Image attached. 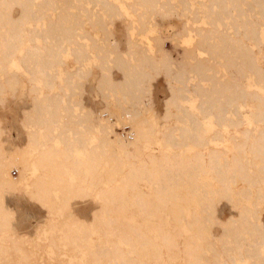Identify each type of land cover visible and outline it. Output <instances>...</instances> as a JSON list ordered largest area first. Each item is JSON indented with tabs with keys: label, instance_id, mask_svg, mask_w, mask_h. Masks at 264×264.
<instances>
[{
	"label": "bare ground",
	"instance_id": "6f19581e",
	"mask_svg": "<svg viewBox=\"0 0 264 264\" xmlns=\"http://www.w3.org/2000/svg\"><path fill=\"white\" fill-rule=\"evenodd\" d=\"M45 1L47 0L39 2L0 0V73L4 76V79L0 81V103H3L8 90L14 91L21 83V76L26 78L29 84V89L26 88V90L28 89L32 95V105L25 111L27 116L22 118L21 123L22 126L36 128V130L31 129L32 131L25 132L23 145L7 151L2 139L4 129L0 121V264H30L34 258L30 261L31 251L29 253L25 246H30L32 241L42 239L52 249L61 244L68 248L70 246L69 250L72 248L74 252L73 256L71 255V261L77 264H170L174 256L173 248L180 244L177 237L182 232L188 234V239L183 243L185 247L183 251L191 256L187 259L188 264H201L202 259L204 264H264V67L261 63L264 56L262 59L260 57V54L264 55V0H191L197 7L191 8L188 13H182L181 11L184 10L181 7V13L178 12L177 16L182 20V24L171 36H181L187 31H194L192 20L194 21L195 16L204 14L206 8L208 9L206 16L213 20L212 9L214 7L218 9L221 3L228 5L236 2L240 6V15L245 19L239 47L241 60L238 63L232 56L227 57L228 66H234L233 69L236 70L234 73L237 77H234L235 79L230 77L235 84L229 85L227 82V84L222 82L226 84L225 86L231 87L225 94L219 89L218 84H216L218 89L209 91L207 94L201 86L197 85L199 89L191 86L197 92L195 91L194 94V89L192 92L188 90L190 95L193 94L196 98L207 95V99L205 98L200 105H193L196 118L191 117L190 114L188 116L193 120L186 119L189 122L192 120L186 130L187 138L182 133L172 134L171 130L164 132L163 137L159 138L158 130H148L146 125L148 121L143 116V110L150 112L153 107L152 97L148 96L145 98L144 106L138 111L132 110L133 116L127 118L132 128V139H126L117 134L114 130L115 124L111 120L102 125L101 134L89 135L78 131L75 132L76 136L67 135L64 139L52 136L53 130L62 127L60 111L63 108L64 99L51 94L50 91L57 88V80L62 75L61 51L69 48L68 40L77 35L78 29L80 32L82 24L80 22L78 23L80 25L76 26L77 23H74L80 28L76 30L73 25L75 29L72 28V31L70 27H66L64 20L65 24L61 23V26L57 23L61 20H55L57 24L51 21V24L48 22L45 28L46 3L53 4L54 0L53 2L48 0L46 3ZM101 1L106 5L105 1ZM140 2L144 3L140 5L143 8L148 7L150 12L157 10L158 14L161 8L166 10L164 8L166 2L162 0H144V2L140 0ZM188 4L187 7L190 6ZM108 5H106L107 8L113 7V4ZM180 5H176V8L180 9ZM15 7H20V11L13 16L12 11ZM112 9L105 10L117 13L116 8ZM166 12L163 13L164 18L169 15ZM92 18L93 16L91 20ZM101 19L103 20V17ZM216 21L219 19L215 18ZM140 22H138L142 24L140 28L143 29L147 21L143 22L144 24ZM135 28L131 27L129 31L133 33L137 30ZM210 30L205 39L207 42L211 39L215 40L214 43L207 45L211 48L212 54L215 56L227 54L226 50L233 46L231 38L228 34L225 37L216 35V32H219L218 29ZM140 31L137 30L143 36H149L152 32L149 28L143 29V33ZM156 32L157 38L149 37V41L157 39L159 43L160 54H156L155 58L147 54L145 48L136 47L137 43L133 41L134 38L132 40V36L127 39L129 40L126 42L128 49L122 53L125 57L128 56L129 59L126 58L128 60L126 62L129 68L132 67V72L136 70L135 68H139L133 73L135 79L142 78L138 80V83L133 79L135 83L131 82L130 76L131 81H128L133 83V86H137L140 81L143 85L144 79L151 81L152 70L156 71L157 75L159 71L162 72V69L165 73L168 71L164 69L168 62L165 63V61L169 57L168 55L165 57L164 44L165 39L170 35L162 36L159 29ZM132 33L130 35H133ZM45 36L55 39L56 42H51L50 47L46 48ZM66 42H69L68 45ZM115 43L117 44L118 41ZM80 46L84 45L80 44ZM116 46L114 49L118 48ZM120 54L119 52L117 55ZM135 55L139 57L136 58ZM157 55L160 57L158 58ZM215 56L211 57L215 58ZM162 57H165V61ZM122 62V65L126 64L125 60ZM206 64L203 66L200 63H193L190 70L204 74L214 67V65L209 67ZM118 66L119 64L117 68ZM125 66L123 68L130 71ZM12 70L15 73H11ZM179 70L176 75L181 78L184 69L179 68ZM126 78L129 79V74ZM68 80L67 78V82ZM124 82H122L123 85H126L127 81ZM170 87L172 90V86ZM180 91L177 88L166 99V105L169 107L177 105L178 110L181 111V106L177 103L179 98L182 99L179 95ZM243 107L247 108L246 115L240 111ZM186 112L182 115L185 116ZM232 113L240 116L239 121H232L231 116H228ZM84 119L81 118L80 123H83ZM117 122L120 121L117 119ZM233 126L236 128L235 134L231 133ZM93 127L99 128V125L94 124ZM65 129L67 133L69 128L65 127ZM175 129L174 132L179 130L175 131ZM150 141L160 146V154L146 152L144 143L150 144ZM185 141L202 149L195 153L190 152L185 158H181L183 156L181 153L170 154L171 149H180L183 146L181 143ZM232 144L234 146H229ZM235 146L240 155L231 159L229 151ZM232 162L234 169L231 168ZM13 167L18 169L17 178L10 175ZM243 179L245 181L243 185L247 184V188H244L242 184L238 185V182ZM14 192L25 193L29 199L45 208L48 215L60 213L69 218L64 222L56 221V218H47L43 222V227L41 226L42 230H37L36 237L30 242L29 237L27 240L25 236L22 237L17 233L13 223L14 214L6 204V195ZM89 196L101 202V205L98 212H93L92 219L81 221L71 211L72 200ZM222 200H227L230 204L232 202V208L238 213L231 214L224 220L219 219L216 216V209ZM125 213L129 214L125 215ZM213 224L222 227V233L219 236L212 233L210 227ZM142 225L145 228H142ZM190 231L194 234L189 235ZM200 240L208 246L205 254L195 247ZM217 244L218 247H215ZM48 246L45 247L48 248ZM61 250L58 247V253H61ZM12 256H16L17 260L9 259ZM143 257H147L146 260L142 259ZM32 263L34 264V260Z\"/></svg>",
	"mask_w": 264,
	"mask_h": 264
},
{
	"label": "rangeland",
	"instance_id": "374dc122",
	"mask_svg": "<svg viewBox=\"0 0 264 264\" xmlns=\"http://www.w3.org/2000/svg\"><path fill=\"white\" fill-rule=\"evenodd\" d=\"M35 1L39 2L41 0H35ZM47 1H45V3ZM51 1L53 2V0H51ZM103 1L106 2L105 3L106 5H108L109 3L113 4L112 8H114L116 6L115 8L117 10V13L120 12L122 16L120 15V13L117 14L116 12H113V11L112 12L106 11L105 9L110 10L112 8L108 7L109 8L108 9L106 5L101 3L102 2L101 0H96L95 2H94V0H54L53 4H50L49 2H47L49 4V6H47L48 4L46 3V7H45V16L46 17L44 20L45 21V28L48 26L47 25L48 22H49V24H51L50 22L53 21V24H54L55 20H61L62 21V22L60 21V23H59V21L57 22L59 25L61 23L63 24L64 22H66V24L64 23L65 25H67L66 27H68V28L70 27L71 29L80 25V24H78L80 22L82 24V26H81L82 29L80 27H76V30L78 28H80V32L78 29L77 33H76L77 35L75 37L71 38L70 40H68V41H70V43L68 42L69 45L66 42V45H68V47H69L67 49L68 52H67V50L66 51L62 50L64 52L61 51V53H62L61 54V56H62L61 60L62 61H61L60 67L63 65L61 67L62 75L57 80V84H58L57 88H54L50 91L51 94L61 96V98L64 99L63 108L60 111L61 116H62V120H61L60 124L62 127H60V128L58 127L57 129L53 130L52 136L56 137L57 139H64L67 137V135L68 136L71 135L72 137L76 136L75 132H78V131L79 132L83 131L84 133H87L89 135L98 134V133L101 134L102 125L106 124L110 120L112 123L115 124L114 130L117 133V131L115 129L116 126H119V127H123L125 125L129 126L130 124L128 123L127 118L133 116L132 110L137 109L136 111H138L140 107L144 106L145 98H147L148 96H151L152 100H153L152 110L154 109L153 110L154 112L152 110H150V112L143 110V116H145L144 118L147 119V121H148L146 124L148 127V130H150V129L158 130V137L159 138L163 137L164 132H167V131L169 132L170 130H171L170 133L173 132L172 134L182 133V135L185 138H187L186 130L189 127V125L191 124V121L193 120L188 115L191 114V117L196 118L195 117L196 115L193 112V105H200L202 103V101H204L206 96H207V95L206 96L202 95V97H201V95H200V96H197V98H196V96H194L193 94L190 95V93H188V90H190L192 92L193 91L192 89H194L193 93L195 94V91L197 92L196 89H199L197 85H199V87L201 86V89H204V91L206 90L205 93L207 94V92L209 93V91L212 92V91H215V89H218L216 87V84H218L219 89L223 90V92L225 94L230 87L229 85L235 84L232 80L237 77L235 74L236 70L233 69L234 66L233 67L228 66V64H227L228 58L227 57H228V55L232 56L233 60L235 59V62H238V63L241 60V55L239 54L240 53L239 47L241 46V36H242L241 31L243 30V25H244L245 19H243L240 15L241 14L240 6L236 2L229 3L228 5H226L225 3H221L220 4L221 7L220 6L218 7V9L220 8L219 9L220 11L217 9V7H214L212 9L213 10L212 19L214 18L213 20H211V18L206 16L208 14L207 13L208 9L206 8V12L204 13L205 15L203 13H201V14L194 17V21L192 20V25H193L192 27L194 30V31H191L192 33L187 31L186 32L187 34L182 33L181 36L179 35V36L175 37V36H171V34H173L175 29H179L181 24H182V20H180L177 16L178 12L179 13H181V12L182 13H184V12L188 13L191 8L197 7V5L194 6L192 4L191 0H175V1H173V0L172 1L171 0H162L163 2H166V5L168 6L167 7L166 5H164L165 6L164 8L166 9L165 11L168 12V13L166 12V14L170 15V16L168 15V17H165V18L163 15V13H165L164 9L161 8L162 11L158 10V14H157V10H155L154 12H150L151 10L148 11L149 10V9H147L148 7L143 8L140 5V3L144 4V3L140 2V0H137L136 2L134 0H107L108 2L106 0H103ZM131 1H133V2H131ZM178 1H180V2H178ZM184 1H185V3H184ZM197 1H204V0H197ZM143 2H144V0H143ZM132 4H133V6H131ZM187 4L190 6L187 7ZM176 5H180V9L179 8L177 9ZM235 5H237V6H235ZM231 6H232V8H231ZM131 7H134V8L131 9ZM169 7H171V8H169ZM103 8H104V10H103ZM186 8H188V9H186ZM229 8L231 9V11ZM114 9H112V10H114ZM181 9L184 11H181ZM142 10L144 13L146 11V13L143 15H141L143 13ZM234 10L236 11L235 13H234ZM19 11H20V7H15L12 11V15L16 16ZM174 11L175 12L177 11L176 14ZM151 13H152V15H151ZM218 13H220V14H218ZM51 15H53V16L51 17ZM145 15H147V16H145ZM158 15H161V16H158ZM214 15H215V17H214ZM92 16H93V18L91 20ZM175 16H177V17H175ZM217 16H219V18H217ZM50 17L52 20L50 19ZM102 17H103V20L101 19ZM155 17H156V20H155ZM221 17L222 18L224 17V18L222 19ZM239 17H241V18H239ZM215 18L219 19V21L215 22ZM237 18H239V20H237ZM63 20H64V22H63ZM65 20H67V21H65ZM138 20H140L141 22ZM220 20H221V22H220ZM82 21H84L85 23ZM138 22H140V23L146 22L147 23V24L145 23L147 26L144 23H143L144 24L143 26L144 27L146 26V28H149L152 30V32L149 34V36H143L141 33L137 32V30L138 31L141 30L140 32L143 33V29H146L143 26H142L143 29H141L140 27L142 24L140 25ZM155 22H156V24H155ZM57 23L55 21V24H57ZM74 23H77V25L75 26ZM151 24H153V25H151ZM73 25H74V27H73ZM83 25H84V27H83ZM128 25H130L131 27H134V28L136 27L137 30L136 31L134 30L133 33L130 32L129 30L131 27ZM39 26H41V25H39ZM63 27H64V25L62 26V28ZM128 27H130V28H128ZM157 29L160 30V34L162 36L170 35V37H167L165 39V44H164V48L166 50L165 57L167 55L169 57L167 56L168 59L166 61L164 59L165 57L164 58L162 57V58L164 59L165 63L167 61L169 62V63L168 62L166 63L167 66L170 65V66H168V69H167V66L164 65V66H166V68H164V69L171 71V72L169 73L167 71L168 73L167 72L165 73L162 69V72L159 71V75H157L158 73H155L156 71L153 72V70H152V75H153L154 80L152 79L151 80L152 82L149 80L150 81L149 82L147 79H144L145 81L143 80L144 81L143 83L144 84L146 83V84L142 85L141 84L142 82L140 81V83H139L140 85L138 84L139 88H137L138 85L133 86L134 84L131 82H133L134 80L137 83L139 82L138 80L141 77L137 80V79H135L134 74H133L134 72H136V70H139V68H135L136 70H134L132 72L131 71L132 67L130 66V68H129V65H127V62H128L127 59H129V58H128V56L125 57L124 53H122V51H127L128 44H126V42H129V40L127 41V39L128 38L130 39V37L132 36V40L134 38L133 41L135 43H137L136 47L138 46V48L139 47L145 48L144 50L147 51L146 53L152 55L153 57L156 56V54H160L158 52V44H159V43H157L158 40L155 39V41H154V39H151V41H149V37L150 38H157L156 37V36H158V34L156 32ZM210 29H212V31H214V29H218L219 32H216V35H219L222 37H225L226 34H228V36L232 40L231 44L233 43V46H230L231 49H233V50H231L229 48L228 50H230V51L226 50V53L228 52L227 54H224V55L221 54L220 56H217V55L215 56L214 54H212V52H211L212 50L210 47H208L209 46L208 44L214 43L215 40L213 39L214 40L213 41L211 39L210 41L207 42V39H205L207 37V34L209 33V31L211 32ZM224 30L225 31L228 30V32L225 33ZM72 31H73V29H72ZM83 31L86 34H84ZM197 31H198V33H197ZM144 32H145V30H144ZM222 32L224 33V35H222L223 34ZM130 33H132L133 35H130ZM205 33H206V35H205ZM198 35H199V37H198ZM200 36H202V37H200ZM116 40L118 41L117 44L115 43V42H117ZM45 42H47V44H45V45H47L46 48H48V47H50V43L56 42V40L51 39V38H47L45 36ZM197 42H199V43H197ZM78 43H79V45H78ZM63 44H65V43H63ZM80 44L81 45L83 44L84 46H80ZM199 44L200 45L202 44V45L200 46ZM115 45H117L116 47H118V48L114 49ZM152 45H154V46H152ZM209 49H210V51H209ZM119 52L121 53L120 54L121 56L117 55V54H119ZM190 53H192V54H190ZM189 54H190V56H189ZM210 55L212 57L215 56V58H212ZM262 56H264V55L260 54L261 59H262ZM135 57L138 58L139 55L138 56L135 55ZM159 57L160 56H158V58ZM232 57H230V58L232 59ZM120 58L122 59L121 61H120ZM169 58H170V60H169ZM237 58H238V61H237ZM195 59H196V61H195ZM124 60H125L126 64L122 65V63H124L122 61H124ZM207 60H209V61H207ZM263 60H264V58H263ZM263 60H261V63L263 64L262 66L264 67V62H262ZM117 62H120V63L122 62L121 65H120V63H118L119 64L118 68H117V65H118ZM187 63H189V64H187ZM193 63L194 64L200 63V64H203V66L207 63L206 65H209V67H213L212 65H214V67H213V69L211 68L212 70L204 72V74H202V72L194 73V71L190 70ZM125 65H127V66H125ZM124 66L128 67L130 71H127L126 68L124 69L123 68ZM183 66H184V68H183ZM122 68H123V71H122ZM179 68L180 69L182 68L185 70V72H184V70L182 71L183 76L181 75L182 76L181 78L178 77V75H176L180 71ZM235 68L237 69L236 65H235ZM215 69H216V72H215ZM68 71H69V73H68ZM10 72L15 73L14 70H12ZM16 72H18V71H16ZM127 72H129V73H127ZM130 72H132V73H130ZM125 73H127V74H125ZM128 74H129V79L126 78V76H128ZM130 76L132 78L131 79L132 81L130 80ZM230 77H232L233 79ZM67 78L69 79L68 80L69 82H67ZM204 78H206V79H204ZM208 78H210V79H208ZM216 78H218V80H216ZM2 79H4V76L1 75V73H0V81H2ZM122 79H124V81H127L126 85L125 84L123 85V83H125V82ZM128 80L131 82H129ZM222 82L229 83V85H227L228 87L225 86L227 83L224 85ZM121 83H122V85H121ZM128 83H129V85H128ZM149 83H150V85H149ZM130 84H132V85H130ZM170 86H172V88H173L172 90H174V91L177 90V88L179 91L181 90L180 91L181 93H179V95H180V97L182 96L181 97L182 99L177 98L178 99L177 103L181 106V109H182L181 111L178 110L177 105L176 106H170L171 108L166 105V99H168L172 95V93L174 92L171 90ZM191 86L195 87V88L197 87V88L195 89V88H192ZM135 87H136V89H135ZM26 88L29 89V84H28L26 78H23V76H21V83H19L17 85V87L15 88L14 91L8 90L4 96L3 103H0V121H1V126L4 129V134L2 136V139L4 141V147L7 151H10L14 147L21 146L25 143V137H26L25 132L36 130L35 127L31 128L30 126H26V125H25L26 126L25 127V126H22V123H21L22 118H25L27 116V113L25 111L30 109L31 105H32V102H31L32 101V95L28 91V89L26 90ZM148 88H149V90H148ZM233 90H234V88H233ZM47 92H49V89H47ZM182 92H184V93H182ZM183 94H185L186 97H183V96H185ZM185 98H187L188 100H184ZM222 98H220V99L224 100V97H222ZM180 106H179V108H180ZM184 108H185V110H184ZM178 111H180V112H178ZM184 111L185 112L187 111L185 116L182 115L185 113ZM240 111L246 115L247 108L243 107V108H241ZM181 112H184V113H181ZM104 114H106L108 116L106 117ZM192 115H194V116H192ZM234 115L232 113V114H229L228 116H231L232 121L236 122V120H238L240 118V116H237V115L234 116ZM81 118H85L83 123H80ZM93 119H95V120H93ZM117 119L120 122H117ZM186 119H192V120H190V122H189V120H186ZM94 124H98L99 128H94L93 127ZM65 127L69 128L68 129L69 131L67 133H66ZM173 127L176 128V129L174 128L175 131L177 129H179V130L174 132ZM234 127L235 126H233V128H231L232 134L236 133V128H234ZM129 128L131 129V132H132L131 125L129 126ZM89 138H90V136H89ZM181 144H183V146L180 149L179 148H173L169 151L170 154L176 155L178 153H181V154H183V156H181V158H185L190 152L195 153V152L200 151V149H202L201 147H197L194 144H189L188 142L186 143V141H185V143H181ZM229 146L232 147L234 145L232 144ZM144 147L146 148L147 153H152V152L159 153L161 150L160 146L156 145L155 142L153 143L151 141H150V144H149V142H145ZM237 155H240V154L238 153L237 147L235 146V148H233V149H231V151H229V157L231 159H233ZM231 168L232 169L235 168L233 162L231 163ZM13 172H15V173H13ZM236 173L239 174V172H236ZM231 174H233V170H231ZM10 175L14 178L15 177L17 178L19 176L18 169L13 167L10 171ZM243 182H245L244 179L239 181L238 185H241V184L243 185ZM243 186H244V188L248 187L247 184H245ZM91 198L89 196V197H87V198L85 197L83 199L82 198L81 199L76 198V199L72 200V210L71 211L73 213H75L76 217L77 218L79 217L81 219V221H83V220L89 221L90 219L93 218V212L95 213L96 211L98 212V210H99V206L101 205V202H99L93 198L91 199ZM6 204L12 210V212L14 214V222L13 223H14V227H15L17 233H19L20 236H22V237L25 236V238L27 240H29L28 239V237H29L30 242L32 241V239H34L36 237L35 236L36 231L42 230L43 222L47 218H54V219L56 218L55 220L59 221V222H64V221H66V219L69 218V216L62 215L60 213L48 215L47 214L48 212L45 208L40 206L35 201L29 199V197L27 195H25V193H23V192H14V193H10V194L6 195ZM231 204H232V202H231ZM231 204L227 200H222L221 203L217 206L216 216L219 219L224 220L225 218H227L231 214L236 215L238 213V211L236 209H233ZM127 214H129V213H125V215H127ZM263 215H264V211H263ZM63 218H64V220H63ZM263 220H264V218H263ZM174 226H175V224H174ZM142 228H145V226L142 225ZM210 228H211L212 233L216 236H219L222 233V227L218 224H213ZM174 229H177V228H174ZM24 234H26V235H24ZM180 234L181 235H179L177 237L178 240L180 241V244H179V246H174V248H173L174 256L171 258L170 264H188L187 259H190V257H191V256L185 254V252L183 251V250H185L183 243H184V241H186L188 239V237H187L188 234H186V233L184 234V232H182ZM190 234L193 235L194 233L190 231L189 235ZM31 244H33V245H31ZM44 245L48 246L47 242L42 239V240L32 241L30 243V246L29 245L25 246L29 250L28 251L29 253L31 251L30 254H31L32 258L30 257V261L34 258L33 259L34 264H38V263H40V264H49V263L53 264L55 262L57 263V260L59 261L57 264H59V263L77 264V262L71 261V258L73 256L74 252L72 251V248L69 250L70 246L68 248V246L66 247L65 245L61 244L60 246L54 247V249H52L50 246H48V248H46ZM31 246H33V247H31ZM216 246L218 247V244L215 245V247ZM58 247L60 250L62 249L60 251L61 253H58V251H57ZM61 247H63V248H61ZM195 247H197V249H199L200 252L203 254H205V252L208 250V246L202 240H200L199 243H197V246H195ZM31 248L33 251L30 250ZM219 248H221V247H219ZM54 250H55V252H54ZM203 250H204V252H203ZM55 253H56V255H55ZM36 256L38 259L36 258ZM12 257H10L9 259L17 260L16 256L15 257L12 256ZM146 258L147 257H143L142 259L146 260ZM33 260L31 261L30 264H33L32 263ZM35 260H37V261H35ZM38 260H39V262H38ZM202 260H200V262H201V264H204V262Z\"/></svg>",
	"mask_w": 264,
	"mask_h": 264
},
{
	"label": "built area",
	"instance_id": "2783aa9c",
	"mask_svg": "<svg viewBox=\"0 0 264 264\" xmlns=\"http://www.w3.org/2000/svg\"><path fill=\"white\" fill-rule=\"evenodd\" d=\"M104 115H105L106 117L108 116V115H106V114H104ZM115 129H116L117 133H118L121 137L126 138V139H132L133 134H132L131 129L129 128L128 125H125V126H123V127L116 126ZM13 173H15V172H13Z\"/></svg>",
	"mask_w": 264,
	"mask_h": 264
}]
</instances>
